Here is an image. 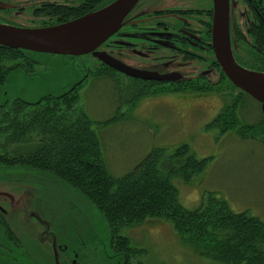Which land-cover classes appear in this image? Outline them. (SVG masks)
Masks as SVG:
<instances>
[{"label": "rangeland", "instance_id": "374dc122", "mask_svg": "<svg viewBox=\"0 0 264 264\" xmlns=\"http://www.w3.org/2000/svg\"><path fill=\"white\" fill-rule=\"evenodd\" d=\"M8 23L16 27L35 25L31 21ZM137 29L141 31V24ZM137 29L125 32L136 35ZM33 59L37 64L32 76L21 70L11 72L0 87V104L8 99L33 102L61 94L83 74L60 56L35 55ZM181 72L186 78L195 74L190 64ZM125 82L115 84L89 77L80 92L85 112L101 123L97 134L110 175L119 178L132 171L152 149L169 153L185 145L198 160L207 162L188 181L173 179L182 206L193 210L203 195L211 194L224 200L232 212L257 217L264 224V121L259 105L246 99L236 116L241 125L261 121L260 127L242 136L237 130L222 134L213 122L231 102L227 86L218 92L216 81L210 94L203 92L206 84L194 88L146 87V91L157 93L143 97ZM156 222L123 231L146 250L143 264H218L184 245L171 225ZM3 228L19 245L11 251L0 248V264H20L25 260L22 248L31 264H121L110 251L102 214L82 195L44 171L0 166Z\"/></svg>", "mask_w": 264, "mask_h": 264}, {"label": "trees", "instance_id": "16d2710c", "mask_svg": "<svg viewBox=\"0 0 264 264\" xmlns=\"http://www.w3.org/2000/svg\"><path fill=\"white\" fill-rule=\"evenodd\" d=\"M35 55L45 54L0 46V87L15 70L32 76ZM63 58L83 73L66 91L33 102L15 98L0 104V166L44 171L86 198L104 217L110 251L121 264H143L146 256V250L123 231L154 221L171 225L184 245L215 263L264 264V224L257 217L234 213L211 194L203 195L193 210L179 202L173 179L188 181L207 162L198 160L187 146L169 153L152 149L132 171L119 178L110 175L97 134L101 123L91 119L80 104L85 82L89 77L115 84L126 81L143 97L157 91L141 90L139 82L120 77L100 63L91 67L97 61L90 57ZM226 86L232 99L216 117L215 127L220 126L222 134L237 130L240 136L260 127L263 116L258 123L240 124L236 110L252 99L227 80Z\"/></svg>", "mask_w": 264, "mask_h": 264}, {"label": "flooded vegetation", "instance_id": "af4514ba", "mask_svg": "<svg viewBox=\"0 0 264 264\" xmlns=\"http://www.w3.org/2000/svg\"><path fill=\"white\" fill-rule=\"evenodd\" d=\"M112 1L0 0V23L31 21L35 25L28 28L49 27L75 20ZM78 13L83 14L76 17ZM228 17L230 48L236 64L246 70L264 72V0H228ZM211 21L212 0H140L125 19V26L108 40L107 49L128 60L132 59L130 52L135 57L131 62L141 60V65H149L146 69L158 74L178 73L181 80L157 82L134 80L119 73L118 76L139 82L141 90L206 84L203 92L210 94L217 81L218 92H224L227 79L213 56ZM140 24L141 31L137 29ZM133 28L138 31L136 35L125 32ZM189 64L195 74L186 78L181 70ZM90 66L99 67V63ZM18 245L6 228L0 229L1 249L11 251ZM22 251L25 260L20 264H31L23 248Z\"/></svg>", "mask_w": 264, "mask_h": 264}, {"label": "water", "instance_id": "95a60500", "mask_svg": "<svg viewBox=\"0 0 264 264\" xmlns=\"http://www.w3.org/2000/svg\"><path fill=\"white\" fill-rule=\"evenodd\" d=\"M139 1L113 0L94 12L49 27L27 28L0 23V46L50 56L90 57L130 79L179 82L181 75L178 73L158 74L146 69L149 65H141V60L140 63L131 62L135 57L130 52L132 59L128 60L107 49L108 40L125 26V19ZM228 18V0H212L211 48L214 59L227 81L256 102L264 117V73L246 70L236 64L230 48Z\"/></svg>", "mask_w": 264, "mask_h": 264}]
</instances>
